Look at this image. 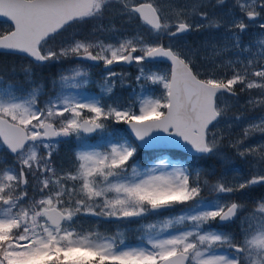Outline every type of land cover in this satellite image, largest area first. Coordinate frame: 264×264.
<instances>
[{"label":"snow or ice","instance_id":"6c2138e0","mask_svg":"<svg viewBox=\"0 0 264 264\" xmlns=\"http://www.w3.org/2000/svg\"><path fill=\"white\" fill-rule=\"evenodd\" d=\"M225 5L0 0L8 25L0 50L26 59L20 72L29 85L5 82L0 69V264H264V197L251 208L244 200L264 186V0H232L220 16L208 11ZM117 19L136 21V29L121 32ZM89 24L87 34L73 31ZM213 29H223L222 44L205 41L212 56L201 69L199 49L180 41ZM250 29L254 38L245 43ZM65 61L72 66L46 93L35 70ZM83 61L107 70L97 94L87 92ZM118 65L135 67V87L113 70ZM118 86L131 92L118 95ZM241 94L248 97L242 107L262 114L233 139L244 115L230 116L229 101ZM120 124L127 126L123 135L114 127ZM255 133L261 142H249ZM93 135L102 142L90 144ZM72 138L71 157L57 163ZM226 139L253 171L212 181L197 165L208 157L226 162ZM142 149L151 150L143 164ZM171 149L184 151L167 155ZM184 152L195 155L186 159ZM149 216L162 219L141 223ZM85 217L94 220L85 226ZM113 222L139 224V243L104 227ZM230 224L238 230L224 231Z\"/></svg>","mask_w":264,"mask_h":264},{"label":"rangeland","instance_id":"374dc122","mask_svg":"<svg viewBox=\"0 0 264 264\" xmlns=\"http://www.w3.org/2000/svg\"><path fill=\"white\" fill-rule=\"evenodd\" d=\"M212 3H215V0H212ZM231 4H232V0H226V5L223 8L209 7L208 11L210 13H215L217 16H220V15H223L225 12H227L228 8L231 7ZM104 23L107 25V21H105ZM7 27H8L7 24L0 23V30H4ZM115 27L117 29H119L121 32H131L132 30L136 29V24L128 23L126 21H121V20L117 19L115 21ZM91 28H92V24H89V25L84 26L81 29H77V30H73V31H80V32H83L84 34H87V32L91 30ZM251 30H253V29H251ZM210 35L212 37H214L215 39L210 40ZM223 35H224L223 29H219V30L213 29V30H210V32L208 30H205V31H202L200 33H193L192 34V38H193L192 43L190 42V39L187 37L188 35L185 36L183 38V40L180 41V43L181 44L186 43L187 45L191 46L193 49H199V51L197 52L194 59H195L197 65L200 66L201 69H203L204 67H206L208 65V63L211 59L212 48L210 46L207 48H204V47H202V45L205 43L206 40H209L210 43L222 44L221 37H223ZM254 35H255V31H249V33L245 34V36L243 38L244 42L248 43L250 40H252L254 38ZM165 43H167V41H165ZM204 57H208L209 60H205ZM225 58H227V57H225ZM217 62H219V60H217ZM62 65L65 66V68H68V67L72 66V62L65 61ZM84 65L87 66V70L89 71V74H90L91 83H90L89 88H93L90 91L88 90L89 89L88 88L87 92L89 94H97L99 92V83L103 80V77L106 74V72H104L101 68H92L91 66H88L87 64H84ZM60 66L61 65L58 66L59 67L58 74L63 69H65V68H60ZM166 67H167L166 64L160 65L161 69H164ZM114 71L127 73L128 74V80L126 81V83L128 81H132L133 87H135L134 77L136 75V69L134 66H132L130 68L118 67L117 69H114ZM256 91L257 90H253V95L256 94ZM129 92H131V88H120L118 86L116 89V93L118 95H122L125 97L128 96ZM46 93H48V92H46ZM48 94H50V93H48ZM156 94L157 95L159 94L158 89L156 90ZM247 99H248V97L245 94H241L238 102L235 100L229 101L230 103H233L235 105V107L233 108V112H235V114H239L242 112L244 115L243 120L239 124L234 125V127L231 129V134H232L233 139L238 138L242 134L243 128L246 127L249 123H251L256 117H258L262 114L261 109H253L251 106L242 107L246 104ZM236 108H238V109H236ZM233 112L229 115L230 116L233 115ZM115 128L118 131H120L119 127H115ZM261 138L262 137H261L260 133H255L250 138L249 142L258 143V142H261ZM74 140H75V138H74ZM223 153H224V156L226 158V162L221 161L215 157V159L218 160L222 164L221 175L222 174L227 175L230 179L233 177L244 178V177L248 176V171L249 172L253 171L251 164L248 161H245L236 155L234 149H232L229 146L227 139L224 141ZM236 158L242 160L243 163L245 164V166L248 168V170L246 169V167L241 168L239 162L236 161ZM85 218H86L85 221L83 219V223L85 224V226H88L94 220V218H91V217H85ZM88 218H90L92 221L88 220ZM132 246H135V245H132Z\"/></svg>","mask_w":264,"mask_h":264},{"label":"trees","instance_id":"16d2710c","mask_svg":"<svg viewBox=\"0 0 264 264\" xmlns=\"http://www.w3.org/2000/svg\"><path fill=\"white\" fill-rule=\"evenodd\" d=\"M131 23L136 24V21H132ZM26 64H27V61L26 59H24L23 56L0 52V69L4 70L2 75L5 79V82L12 80L16 84V86L21 89H27L29 86L23 73L20 72L21 65H26ZM62 64H56L55 66H45V67H41L35 70L36 71L35 79L39 80L45 85L46 92H48V90L51 88V80L53 78L58 77V69H59L58 66L61 65L60 68H65V66H63ZM12 69H16L15 76L12 75ZM232 112L233 110L229 114H231ZM234 113L235 112H233V114ZM114 127H119L120 129L119 132L122 135L126 132L123 127V124L114 125ZM93 140L94 139H89V143L95 144V143H92ZM76 143H77L76 140H74L73 138L70 143L61 145L59 154L56 158L57 163L65 162L67 161L69 157H71L72 151L75 148ZM172 152H179V151L173 150V151H169L166 154L171 156ZM146 153L147 152L141 151L139 163L143 164L148 161V156L146 155ZM189 157L190 156L184 154V158L187 159ZM172 158L179 159L180 157L173 156ZM236 161L239 162L241 168L246 167L242 160L236 158ZM197 166L207 171L210 174L208 178L212 181H215V179L221 175L222 164L218 160H216L215 157H208V158L199 160ZM246 169L248 170L247 167ZM251 172L252 171L250 172L248 171V176L250 175ZM204 195L208 197L209 199L211 198L209 193H204ZM261 197H264V186L257 185V186H254L250 190L248 196H246L244 200L249 205V208H251L253 206L252 202L258 200ZM165 215H168V213H165ZM160 219H162V217L149 216L147 217L146 221H142L141 223L158 222ZM85 220L86 218H84V221ZM88 220H91V219L88 218ZM104 227L112 232H115L117 230L124 232L129 245H137L139 243L140 233L137 230L140 227L139 224L133 223V224H127V225L126 224L117 225L115 222H113L111 224L105 225ZM237 230L238 228L236 224H230V225L224 226V231L232 232V231H237Z\"/></svg>","mask_w":264,"mask_h":264},{"label":"water","instance_id":"95a60500","mask_svg":"<svg viewBox=\"0 0 264 264\" xmlns=\"http://www.w3.org/2000/svg\"><path fill=\"white\" fill-rule=\"evenodd\" d=\"M4 19L5 18H0V22H4ZM0 52H4V53H7V52H5L4 50H0ZM83 62H86V63H89V64H92V65H99V64H97V63H95V62H92V61H83ZM122 66H126V65H122ZM113 67H115V66H113ZM103 69L104 70H106L105 68H104V66H103ZM125 129H126V131H127V126L125 125ZM142 150H144V149H142ZM150 150V149H149ZM171 150H179V151H181V152H183L184 150H182V149H171ZM146 151H148V150H146ZM185 154H188V155H195V154H190V153H187V152H184Z\"/></svg>","mask_w":264,"mask_h":264},{"label":"flooded vegetation","instance_id":"af4514ba","mask_svg":"<svg viewBox=\"0 0 264 264\" xmlns=\"http://www.w3.org/2000/svg\"><path fill=\"white\" fill-rule=\"evenodd\" d=\"M249 31H251V29ZM187 37L190 39V42L192 43V40H193L192 34L191 35H188Z\"/></svg>","mask_w":264,"mask_h":264},{"label":"bare ground","instance_id":"6f19581e","mask_svg":"<svg viewBox=\"0 0 264 264\" xmlns=\"http://www.w3.org/2000/svg\"><path fill=\"white\" fill-rule=\"evenodd\" d=\"M251 31H256V30L253 29V30H251Z\"/></svg>","mask_w":264,"mask_h":264}]
</instances>
